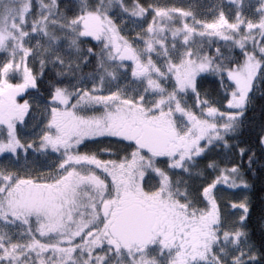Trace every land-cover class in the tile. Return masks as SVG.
Masks as SVG:
<instances>
[{
    "label": "snow or ice",
    "instance_id": "snow-or-ice-1",
    "mask_svg": "<svg viewBox=\"0 0 264 264\" xmlns=\"http://www.w3.org/2000/svg\"><path fill=\"white\" fill-rule=\"evenodd\" d=\"M229 4L0 0V264H264L227 194L264 172V0Z\"/></svg>",
    "mask_w": 264,
    "mask_h": 264
},
{
    "label": "trees",
    "instance_id": "trees-1",
    "mask_svg": "<svg viewBox=\"0 0 264 264\" xmlns=\"http://www.w3.org/2000/svg\"><path fill=\"white\" fill-rule=\"evenodd\" d=\"M203 83L204 87L210 92L217 87L215 79L211 76H209L208 79ZM262 106H264V99H261L259 95H257L255 106L246 116L245 124L240 131V135L237 137V139L245 141L248 144H251L253 147H255L256 132L258 131L261 123L260 114ZM234 142L235 141H233V143ZM241 146L244 145L242 144ZM224 157H227V159L225 160V165H222V167H230V164L228 163L229 160L237 162L239 160L238 156L234 152H229L227 150H225V152H223L221 157L218 159H222ZM244 159L246 161L247 157ZM253 167L257 169V171L255 175H253L251 172L248 173V179L250 181L251 187L247 189V191L248 195L251 197L253 205L250 223L255 225L260 215L261 209L264 208V172L259 171V164H256ZM258 237L259 231L257 230V238Z\"/></svg>",
    "mask_w": 264,
    "mask_h": 264
},
{
    "label": "rangeland",
    "instance_id": "rangeland-1",
    "mask_svg": "<svg viewBox=\"0 0 264 264\" xmlns=\"http://www.w3.org/2000/svg\"><path fill=\"white\" fill-rule=\"evenodd\" d=\"M162 1L165 2L164 4H166V3L169 4L171 2V0H159V3H162ZM226 1H227V4L225 7L227 9V8L231 7V5L229 4V0H226ZM247 2H248V0H245V3H247ZM190 3H195V4L201 5L202 10H203V9H206L209 5L220 4L221 0H190ZM105 158H107V157H105ZM0 162H4V161H0ZM50 162H51V160L48 161V163H50ZM218 187L220 188V190L223 191L227 186L226 185H220ZM227 194L237 195V196L245 195V194L248 195V191L245 190V191L241 192L239 190L232 189Z\"/></svg>",
    "mask_w": 264,
    "mask_h": 264
},
{
    "label": "flooded vegetation",
    "instance_id": "flooded-vegetation-1",
    "mask_svg": "<svg viewBox=\"0 0 264 264\" xmlns=\"http://www.w3.org/2000/svg\"><path fill=\"white\" fill-rule=\"evenodd\" d=\"M165 2L162 1V3H160L161 5H172V4H181V3H184V4H187V3H190V0H171V2L169 4H164ZM221 3L224 5V7L226 6L227 4V1L226 0H221ZM226 8V7H225Z\"/></svg>",
    "mask_w": 264,
    "mask_h": 264
}]
</instances>
